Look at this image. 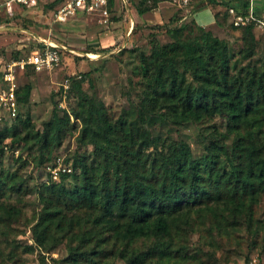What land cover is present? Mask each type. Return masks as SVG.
Segmentation results:
<instances>
[{
  "label": "trees",
  "instance_id": "16d2710c",
  "mask_svg": "<svg viewBox=\"0 0 264 264\" xmlns=\"http://www.w3.org/2000/svg\"><path fill=\"white\" fill-rule=\"evenodd\" d=\"M61 1H39V9L50 10ZM117 1L127 12L130 6L135 10L141 21L135 25L150 29L149 52L138 56L139 78L134 87L138 102L132 105L133 110L110 118L99 98L81 90L85 75L69 76L65 92L74 93L77 106L59 114L55 102L43 129L34 130L29 114H22L31 91L30 83L22 81L34 72L33 66L27 65L16 74L17 114L0 122L3 212L10 209L4 197L23 189L17 172L2 168L8 148L12 153L18 151L16 143L23 142L26 147L32 141L40 151L37 162L42 163L49 159L51 148L76 129L70 116L80 123L77 145L91 146L89 152L72 155L71 172L61 174L57 181L49 178L37 192L43 205L32 225L35 243L44 246L53 238L71 240L77 230L81 233L78 240L84 243L81 248L68 245L67 256L53 260L57 264H105L103 259L110 255L123 257L127 264L151 260V264H169L172 257H184L188 251L183 241L176 245L174 239L181 240L183 231L193 232L203 224L199 221L208 218L219 228L244 224L250 230L259 223L256 208L262 205L264 213L262 38L251 26H233L227 14L230 6L246 11L248 0H195L187 9H176L163 23L142 16L171 0H108V11ZM258 2L255 13L264 19ZM204 7L211 9L213 16L221 9L232 28L240 32L238 57L225 39L195 22L193 12ZM160 28L170 38L166 43H159L151 31ZM57 49L60 55L62 49ZM107 50L102 47L93 55ZM18 52L10 59L18 58ZM258 52L263 56L256 57ZM6 62H0V74ZM216 116L224 118V132L213 123ZM192 123H205L197 133L199 156H194L187 141L170 134L169 127L180 129ZM153 128L160 131L153 134ZM67 178L74 181L71 189L63 185ZM91 212L96 214L92 217ZM3 217L0 210V222ZM140 237H152L145 250L126 247H133ZM117 242L122 248L116 247ZM31 249V245L25 248ZM43 253L40 264H46Z\"/></svg>",
  "mask_w": 264,
  "mask_h": 264
},
{
  "label": "rangeland",
  "instance_id": "374dc122",
  "mask_svg": "<svg viewBox=\"0 0 264 264\" xmlns=\"http://www.w3.org/2000/svg\"><path fill=\"white\" fill-rule=\"evenodd\" d=\"M128 1L134 3L136 0ZM178 8L180 7L176 1L162 2L153 10L152 16L145 15V18H150L153 23H163ZM54 11L55 7L41 12L35 7L24 9L14 4V15L9 18L0 6V24L2 27H8V29L0 30V36L4 35L0 41L5 42L0 45V57L3 60L14 57L19 37H24V47L17 56L26 55L28 48L33 46L35 41L33 37L19 31L20 28H26L25 30L32 36L34 34L48 38L62 49L57 67L29 72L22 81L23 84L29 82L31 85L29 99L22 108V114H29L34 130L43 129L44 123L51 118L55 102L58 103L59 114L61 110L71 112L77 106L78 98L74 93L67 94L62 86L65 81L69 85L67 80L69 76L81 78L82 74L85 75L80 84L81 90L99 98L107 107L110 118L115 119L124 112L133 110L132 105L138 102L134 89L139 78L138 56L140 52H149L148 34L150 32V29H141L139 25L141 21L135 10L130 6L127 12L117 1L114 9L108 11L106 17L79 11L62 23L53 20ZM218 11L220 13L213 16L211 9L204 7L193 12L192 17L204 29L225 39L235 57H238L237 52L242 46L240 32L232 28L221 9ZM6 19L8 22L5 21ZM138 22L139 24L135 25ZM151 31L161 44L170 40L164 28ZM102 47H107L108 50L93 55V52H98ZM256 54V57L263 56L261 52ZM60 88H62L61 91ZM70 120L75 122L76 129L68 133L60 144L54 145L49 159L42 163L37 162L40 151L38 145L32 141H29L26 147H23V142L16 143L18 151L11 153L8 148L3 155L2 168L9 172H17L22 180L23 189L19 194L14 193L4 197L7 206L10 207L9 211L3 212L0 208L4 216L0 222V264H40L42 252L54 253L56 256L52 257L53 259L62 260L67 256L68 245H79L81 248L84 244L77 238L81 234L78 230L71 240L68 237L57 241L53 238L44 246L36 244L31 237L32 225L43 205L37 192L39 187L46 184L50 178L46 167L57 158L61 159L63 164L70 165L72 155L91 151L89 145H77L75 137L80 123L72 116ZM213 123L220 132H224V118L216 116L213 118ZM203 124H184L179 127L180 129H176V126L169 127L170 134L187 141L194 156H199L201 146L197 141V133ZM157 131L160 130L152 129L153 134ZM6 140L8 142L9 139ZM226 142L230 144L229 136L226 137ZM17 157L20 159L16 161ZM73 184L74 181L70 178L63 182L67 189H71ZM95 214L96 212H91L92 217ZM82 215L83 213H80V216ZM255 217L259 223L250 230L244 224L219 228L215 227L208 218L199 221L198 223L203 224L195 226L193 232L183 231L181 240L174 239L176 245L183 241L188 251L184 257H172L169 264H244L252 255L257 256L258 264H264L262 205L256 208ZM151 239L152 237H140L136 239L133 247L130 245L126 247L128 249L131 247L135 251L145 250L150 245ZM52 243L55 245L48 249ZM27 245L32 246L30 251L25 250ZM116 247L122 248L121 242H117ZM103 260L105 264H127L125 259L118 255H110ZM153 261L145 264H151Z\"/></svg>",
  "mask_w": 264,
  "mask_h": 264
},
{
  "label": "built area",
  "instance_id": "2783aa9c",
  "mask_svg": "<svg viewBox=\"0 0 264 264\" xmlns=\"http://www.w3.org/2000/svg\"><path fill=\"white\" fill-rule=\"evenodd\" d=\"M39 1L45 3L48 0H2L0 6L7 15H12L13 5L18 4L26 8H41ZM176 1L178 6L187 9L190 3L195 0H171ZM108 0H62L55 7L53 20L55 22H65L68 18L75 15L76 12L95 13L103 17L108 15L107 9ZM256 0H248L247 10L242 12L234 7L227 8L229 22L233 26H251L259 32L262 38V49L264 51V19L255 13ZM29 36L35 40L31 48L24 56L7 61L1 68L0 74V122L12 119L17 114V102L15 97L16 74L26 69L27 65H32L34 71L43 69H53L58 66L60 62V55L58 49L60 46L41 36H35L28 31ZM24 47V44H23ZM64 48L63 46H61ZM64 90L67 89L68 84L65 81L62 84ZM47 173L51 180H58L61 174L72 171L71 166L63 164L61 159L57 158L55 162L49 164ZM46 264H57L52 257L54 253H43ZM53 259V260H51ZM244 264H258L257 256L252 255Z\"/></svg>",
  "mask_w": 264,
  "mask_h": 264
},
{
  "label": "crops",
  "instance_id": "0c3cea01",
  "mask_svg": "<svg viewBox=\"0 0 264 264\" xmlns=\"http://www.w3.org/2000/svg\"><path fill=\"white\" fill-rule=\"evenodd\" d=\"M135 2H137V0L135 1ZM134 2V3H135ZM257 5L258 6H260L259 8H261L262 10H261V13L262 14H264V0H259V2L257 3ZM38 9V8H37ZM39 11H40V9H38ZM152 12H150V13H146V14H144L142 17L144 18V19H148V20H150V18H145V15H149L148 17H150V15L152 16V14H151ZM214 21V17H213V20H212V22ZM1 29H8V27H2V24H0V30ZM19 31H21L22 33H25L26 34V32H27V30H25L24 28H20L19 29ZM4 37V35H2V36H0V39H2ZM23 40H24V37H19L18 39H17V42H18V44H17V50H19V51H22V48H23ZM6 41V40H5ZM4 41L2 40V41H0V45H1V43H3ZM4 44H5V42H4ZM90 55V54H89ZM2 60H3V58L2 57H0V62H2ZM9 60H11L10 58H8L6 61H9Z\"/></svg>",
  "mask_w": 264,
  "mask_h": 264
}]
</instances>
